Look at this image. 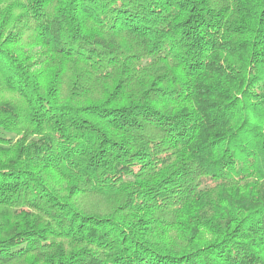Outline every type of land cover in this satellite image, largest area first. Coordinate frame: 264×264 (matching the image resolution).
Returning <instances> with one entry per match:
<instances>
[{
    "label": "trees",
    "instance_id": "16d2710c",
    "mask_svg": "<svg viewBox=\"0 0 264 264\" xmlns=\"http://www.w3.org/2000/svg\"><path fill=\"white\" fill-rule=\"evenodd\" d=\"M0 264H264V0H0Z\"/></svg>",
    "mask_w": 264,
    "mask_h": 264
},
{
    "label": "rangeland",
    "instance_id": "374dc122",
    "mask_svg": "<svg viewBox=\"0 0 264 264\" xmlns=\"http://www.w3.org/2000/svg\"><path fill=\"white\" fill-rule=\"evenodd\" d=\"M99 201H100L99 204L103 207H106V206L110 207L111 206L110 201L105 199V198H99Z\"/></svg>",
    "mask_w": 264,
    "mask_h": 264
}]
</instances>
